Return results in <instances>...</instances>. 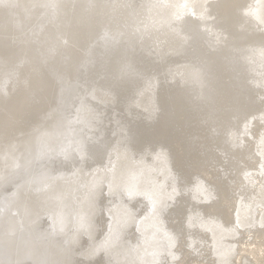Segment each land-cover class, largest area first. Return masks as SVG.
Segmentation results:
<instances>
[{"label":"bare ground","instance_id":"obj_1","mask_svg":"<svg viewBox=\"0 0 264 264\" xmlns=\"http://www.w3.org/2000/svg\"><path fill=\"white\" fill-rule=\"evenodd\" d=\"M0 264H264V0H0Z\"/></svg>","mask_w":264,"mask_h":264}]
</instances>
